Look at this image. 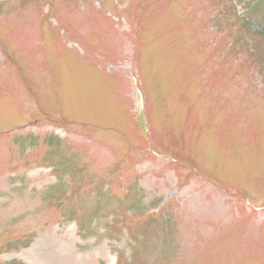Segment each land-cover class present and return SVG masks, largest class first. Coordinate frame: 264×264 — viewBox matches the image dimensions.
Wrapping results in <instances>:
<instances>
[{"label":"rangeland","instance_id":"374dc122","mask_svg":"<svg viewBox=\"0 0 264 264\" xmlns=\"http://www.w3.org/2000/svg\"><path fill=\"white\" fill-rule=\"evenodd\" d=\"M260 31L264 0H0V264H264Z\"/></svg>","mask_w":264,"mask_h":264},{"label":"trees","instance_id":"16d2710c","mask_svg":"<svg viewBox=\"0 0 264 264\" xmlns=\"http://www.w3.org/2000/svg\"><path fill=\"white\" fill-rule=\"evenodd\" d=\"M254 1V0H253ZM259 7H262V4H256L254 7L251 4L249 5V11H250V18L246 19L247 21H253L257 20L261 17V9ZM245 17L248 18V15ZM248 42V41H247ZM251 50L254 55L261 61H264V31L258 32V35L252 36V42H251Z\"/></svg>","mask_w":264,"mask_h":264}]
</instances>
